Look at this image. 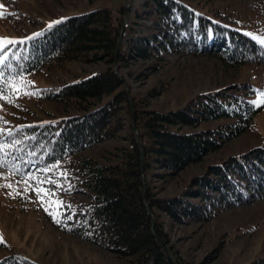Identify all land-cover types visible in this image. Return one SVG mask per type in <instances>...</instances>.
<instances>
[{
	"label": "trees",
	"instance_id": "obj_1",
	"mask_svg": "<svg viewBox=\"0 0 264 264\" xmlns=\"http://www.w3.org/2000/svg\"><path fill=\"white\" fill-rule=\"evenodd\" d=\"M96 1L100 0H86ZM110 2L111 7L68 16L5 49L0 87L6 97L15 101L27 87L32 99L62 105L70 112L32 121L23 120L20 113L0 118L1 168L21 177L46 168L58 175L56 180L62 183L58 191L65 197L53 191L52 182H43L42 190L46 196L50 188L62 199L58 207L48 201L43 211L59 230L99 245L128 264H176L174 260L191 264L171 242L163 218L179 225L203 224L231 209L264 201V140L207 161L253 130L264 105L254 106L248 96L261 89L236 81L200 93L184 106L158 110L143 103L118 72L130 59L156 67L171 50L217 57L233 68L248 64L263 68L264 45L208 14H199L195 26L193 10L177 0H144V10L135 11L127 22L126 0ZM176 14L180 22L172 20ZM145 19L151 24H144ZM69 61L102 67L58 87H28V78L36 71ZM162 92L163 87L154 88L151 96ZM126 129L130 132L123 135ZM114 139L122 143L101 149ZM192 169L198 171L190 173ZM19 203L25 212L42 210L25 198ZM4 249L2 242L0 250ZM0 264L37 263L9 254L0 256ZM246 264H264V256Z\"/></svg>",
	"mask_w": 264,
	"mask_h": 264
},
{
	"label": "rangeland",
	"instance_id": "obj_2",
	"mask_svg": "<svg viewBox=\"0 0 264 264\" xmlns=\"http://www.w3.org/2000/svg\"><path fill=\"white\" fill-rule=\"evenodd\" d=\"M177 1L180 6L193 10L195 26L199 14H208L217 21L227 22L242 30L258 42L264 38V0ZM126 2L129 7L127 22L135 11L144 10V0ZM0 5L3 6L0 11L6 14V18H0V37L15 41L43 31L68 16L111 7L112 3L110 0L95 3L86 0H0ZM172 20L181 21L178 14ZM143 23L149 25L151 21L145 19ZM126 65L118 73L126 80L129 89L150 109L181 107L200 93L236 81L250 82L261 90L264 87V67L255 64L228 67L217 57L206 55L181 54L171 50L156 67L153 63L147 68V62L133 59ZM101 67L99 63L69 61L62 67L43 68L28 78V87L35 90L58 87L63 82L86 78ZM158 87H163L162 95L151 96L153 89ZM29 91L27 87L22 88L11 104L0 100V118L8 120L20 113L23 120L32 121L70 112L62 105L32 99L30 94H26ZM256 99L257 95L248 96V100ZM32 112L36 116L32 117ZM252 128L249 133L227 143L217 155L209 156L207 161L261 144L264 140V109L255 116ZM129 132L126 129L123 135ZM121 143L119 139H114L101 144V149L109 150ZM197 171L192 169L190 173ZM57 176L52 170L44 169L21 177L0 167V237L7 245V249L0 250V256L19 254L37 264H128L125 258H118L99 245L59 230L43 214L49 202L58 201L62 204V199L53 195V192L49 200L47 195H43V182L55 184L56 190L53 191L65 197L64 193L58 191L62 183L57 182ZM159 185L165 186L166 182H159ZM37 191L40 195H37ZM23 197L36 203L42 210H20L19 200ZM163 219L171 242L185 261L191 264H246L264 256V201L231 209L220 218L203 224L179 225L169 218Z\"/></svg>",
	"mask_w": 264,
	"mask_h": 264
},
{
	"label": "snow or ice",
	"instance_id": "obj_3",
	"mask_svg": "<svg viewBox=\"0 0 264 264\" xmlns=\"http://www.w3.org/2000/svg\"><path fill=\"white\" fill-rule=\"evenodd\" d=\"M3 6L0 5V8H2ZM14 15V13H13ZM0 18H6V14L3 11H0ZM16 43V41H13L12 39L9 38H5V37H0V69H2L5 66L6 60H7V55L5 53V49L8 47V45L14 44ZM259 43H261L262 45H264V38H261L259 40ZM4 74L3 71H0V80H3ZM8 84H12V81H8ZM13 94L16 90L15 85H13ZM26 94H30V93H26ZM7 103H13V99L12 96L9 95L6 97L5 95V88L4 87H0V100H5ZM251 103H253L254 106H261L264 105V90H259L257 92V99L252 101ZM3 132V129H0V133ZM3 145H0V151H3ZM3 166V162L0 161V167ZM47 170V169H45ZM6 187H10V185H5ZM45 194L47 195H51V192L49 190H45ZM37 195H40V192L37 191ZM50 204H55L57 207L61 206L60 202L58 201H52L50 202ZM51 214V213H50ZM2 237H0V243H2Z\"/></svg>",
	"mask_w": 264,
	"mask_h": 264
},
{
	"label": "water",
	"instance_id": "obj_4",
	"mask_svg": "<svg viewBox=\"0 0 264 264\" xmlns=\"http://www.w3.org/2000/svg\"><path fill=\"white\" fill-rule=\"evenodd\" d=\"M135 127V126H134ZM135 132H136V138H137V140H138V142H139V137H138V132H137V130H136V127H135ZM140 153H141V158L143 159V151H142V149H140ZM147 209H148V212H149V214H150V216L151 217H153V214H152V211H151V209L149 208V207H147ZM158 237V236H157ZM159 238V237H158ZM168 252H169V255L171 256V258L173 259V257H172V254L170 253V250L168 249ZM174 260V259H173ZM174 262L176 263V264H178L175 260H174Z\"/></svg>",
	"mask_w": 264,
	"mask_h": 264
}]
</instances>
